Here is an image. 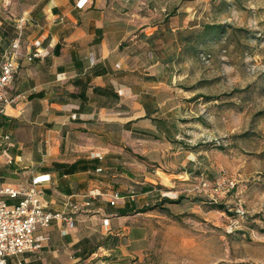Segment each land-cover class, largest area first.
I'll return each instance as SVG.
<instances>
[{"label":"crops","instance_id":"1","mask_svg":"<svg viewBox=\"0 0 264 264\" xmlns=\"http://www.w3.org/2000/svg\"><path fill=\"white\" fill-rule=\"evenodd\" d=\"M77 1L0 0V60L15 40L20 53L0 114V184L48 174L37 185L46 208L64 210L67 198L80 206L72 227L58 218L38 227L41 247L7 264H131L148 244L150 206L170 197L137 156L152 121L167 136L175 126L168 80L155 72L167 65L158 34L136 0Z\"/></svg>","mask_w":264,"mask_h":264},{"label":"rangeland","instance_id":"2","mask_svg":"<svg viewBox=\"0 0 264 264\" xmlns=\"http://www.w3.org/2000/svg\"><path fill=\"white\" fill-rule=\"evenodd\" d=\"M136 2L175 124L167 136L152 121L145 162L177 201L152 205L131 264H264V0ZM211 23L224 33L199 38Z\"/></svg>","mask_w":264,"mask_h":264},{"label":"built area","instance_id":"3","mask_svg":"<svg viewBox=\"0 0 264 264\" xmlns=\"http://www.w3.org/2000/svg\"><path fill=\"white\" fill-rule=\"evenodd\" d=\"M86 0H78L76 5L82 7ZM20 34L22 20L17 23ZM18 40L12 42L0 60V114L5 104L13 101L6 93L7 86L13 81L18 67L19 49ZM37 52H31L27 59L38 56ZM8 138V136H5ZM48 174H41L33 178L30 185L14 187L9 184H0V264H7V257L19 253L38 250L43 237L36 236L35 230L38 227H46L55 219L64 221L67 227L74 223L73 213L80 209V206L70 198L65 200V209L53 211L46 208L41 199V191L38 184L48 180ZM7 198L16 199L8 202ZM119 199L117 192L113 194L111 204Z\"/></svg>","mask_w":264,"mask_h":264},{"label":"trees","instance_id":"4","mask_svg":"<svg viewBox=\"0 0 264 264\" xmlns=\"http://www.w3.org/2000/svg\"><path fill=\"white\" fill-rule=\"evenodd\" d=\"M224 31H225L224 24L211 23V24H204L202 26V28L197 32H199L198 33L199 38L206 37V36H209L210 38H212V37H215L216 35H220V34L224 33ZM193 40H194V36H192V34H187L184 36V43L185 44L192 43ZM137 156L141 159H145L144 156H141L138 154H137ZM179 197H182V196H178V198ZM165 199L168 202H176L177 201L176 199H170L168 197ZM151 207H154V206H150V208ZM215 207H218L219 209L225 210V207L222 204H217Z\"/></svg>","mask_w":264,"mask_h":264}]
</instances>
